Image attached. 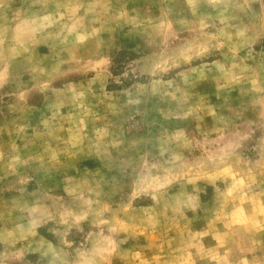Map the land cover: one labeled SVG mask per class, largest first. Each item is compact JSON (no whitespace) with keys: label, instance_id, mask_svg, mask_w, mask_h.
I'll return each mask as SVG.
<instances>
[{"label":"rangeland","instance_id":"1","mask_svg":"<svg viewBox=\"0 0 264 264\" xmlns=\"http://www.w3.org/2000/svg\"><path fill=\"white\" fill-rule=\"evenodd\" d=\"M193 238L264 264V0H0V264Z\"/></svg>","mask_w":264,"mask_h":264},{"label":"crops","instance_id":"2","mask_svg":"<svg viewBox=\"0 0 264 264\" xmlns=\"http://www.w3.org/2000/svg\"><path fill=\"white\" fill-rule=\"evenodd\" d=\"M186 247H180L177 246V253L171 257H167L165 259H162L160 262H155L151 258H144L141 260L142 264H198V261L201 259L208 258V264H229L224 261V259L218 257L214 258L210 255L208 251L212 249V247H216L215 243L213 245H198L197 239H192L188 243H185ZM190 247H196L195 249H190ZM203 248V249H202ZM198 249H202V252H207L203 255V257L197 256V253H199ZM173 251H176L174 249ZM218 254V253H217ZM181 257V258H179ZM185 261V262H184ZM233 264H238V262H234Z\"/></svg>","mask_w":264,"mask_h":264}]
</instances>
